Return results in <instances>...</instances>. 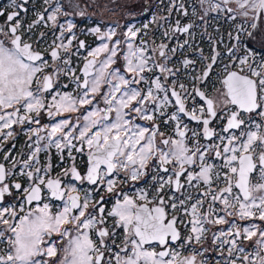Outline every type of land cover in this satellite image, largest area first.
Segmentation results:
<instances>
[{"label":"snow or ice","instance_id":"6c2138e0","mask_svg":"<svg viewBox=\"0 0 264 264\" xmlns=\"http://www.w3.org/2000/svg\"><path fill=\"white\" fill-rule=\"evenodd\" d=\"M0 264H264V0L0 6Z\"/></svg>","mask_w":264,"mask_h":264},{"label":"flooded vegetation","instance_id":"af4514ba","mask_svg":"<svg viewBox=\"0 0 264 264\" xmlns=\"http://www.w3.org/2000/svg\"><path fill=\"white\" fill-rule=\"evenodd\" d=\"M8 2H9V0H0V6H7ZM98 2L101 5H103L105 3V0H98ZM124 2H125V0H118V3L122 4ZM89 11L90 12H94L95 15L94 16L90 15L89 17L86 18L85 23L88 24V25H91L94 22H101V23L108 22V23H111V22H113V21L118 19L117 16H114V15H112L109 12H102L101 9H99V8H91V9H89ZM77 19H79V18H77ZM119 19H120L121 23H124L126 18H119ZM141 19H143V17H138L137 21H139ZM84 26H85L84 24H81V27H84ZM81 39H87L89 43L91 42V38L90 37L81 36ZM23 140H24V137L21 136L19 138V141H18V146H19V144L23 143ZM58 170L59 169H57V171Z\"/></svg>","mask_w":264,"mask_h":264}]
</instances>
